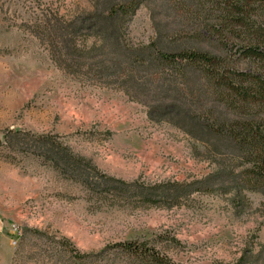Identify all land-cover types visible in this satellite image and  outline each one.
<instances>
[{
	"label": "rangeland",
	"instance_id": "rangeland-1",
	"mask_svg": "<svg viewBox=\"0 0 264 264\" xmlns=\"http://www.w3.org/2000/svg\"><path fill=\"white\" fill-rule=\"evenodd\" d=\"M96 5L0 0V264H152L125 241L170 264H264V195L247 188L238 150L170 111L167 65L139 53L177 29L175 10L139 0L94 26ZM203 90L190 116L231 120Z\"/></svg>",
	"mask_w": 264,
	"mask_h": 264
},
{
	"label": "trees",
	"instance_id": "trees-1",
	"mask_svg": "<svg viewBox=\"0 0 264 264\" xmlns=\"http://www.w3.org/2000/svg\"><path fill=\"white\" fill-rule=\"evenodd\" d=\"M98 1L89 20L94 26H112L120 14L134 9L139 2L114 0L106 10H100ZM159 2L175 10L178 27L143 44L139 53L148 55L143 62L149 69L160 63L167 65L169 76L164 81L171 84L178 101V106L171 103L169 110L189 126L218 137L215 146L236 148L245 164L240 173L247 188L264 195V0ZM188 39H210L217 49L191 44ZM163 40L167 45H162ZM229 45H237V49L231 51ZM234 59H245V69L235 68ZM211 85L220 92L224 104L235 110L231 120L206 123L190 116L188 105L196 104L203 86ZM115 246L149 258L152 264H170L165 255L145 242L125 241Z\"/></svg>",
	"mask_w": 264,
	"mask_h": 264
}]
</instances>
